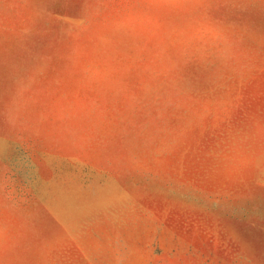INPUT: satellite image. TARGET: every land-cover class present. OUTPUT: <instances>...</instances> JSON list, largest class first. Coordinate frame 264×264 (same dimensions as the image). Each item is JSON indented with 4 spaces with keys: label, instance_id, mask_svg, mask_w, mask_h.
Wrapping results in <instances>:
<instances>
[{
    "label": "rangeland",
    "instance_id": "obj_1",
    "mask_svg": "<svg viewBox=\"0 0 264 264\" xmlns=\"http://www.w3.org/2000/svg\"><path fill=\"white\" fill-rule=\"evenodd\" d=\"M0 264H264V0H0Z\"/></svg>",
    "mask_w": 264,
    "mask_h": 264
}]
</instances>
